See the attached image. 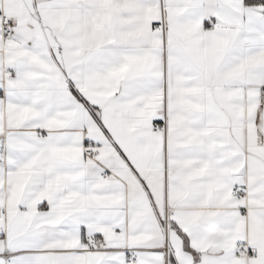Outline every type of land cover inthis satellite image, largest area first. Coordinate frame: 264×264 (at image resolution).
Returning a JSON list of instances; mask_svg holds the SVG:
<instances>
[{
	"label": "snow or ice",
	"instance_id": "snow-or-ice-1",
	"mask_svg": "<svg viewBox=\"0 0 264 264\" xmlns=\"http://www.w3.org/2000/svg\"><path fill=\"white\" fill-rule=\"evenodd\" d=\"M0 264H264V0H0Z\"/></svg>",
	"mask_w": 264,
	"mask_h": 264
}]
</instances>
